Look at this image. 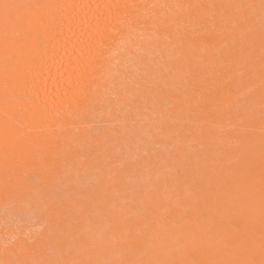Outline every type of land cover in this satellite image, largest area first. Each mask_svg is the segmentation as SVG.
Returning a JSON list of instances; mask_svg holds the SVG:
<instances>
[{
	"label": "bare ground",
	"instance_id": "bare-ground-1",
	"mask_svg": "<svg viewBox=\"0 0 264 264\" xmlns=\"http://www.w3.org/2000/svg\"><path fill=\"white\" fill-rule=\"evenodd\" d=\"M0 264H264V0H0Z\"/></svg>",
	"mask_w": 264,
	"mask_h": 264
}]
</instances>
